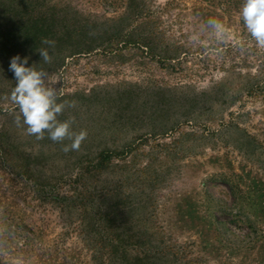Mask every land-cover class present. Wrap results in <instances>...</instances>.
<instances>
[{
    "label": "rangeland",
    "instance_id": "obj_1",
    "mask_svg": "<svg viewBox=\"0 0 264 264\" xmlns=\"http://www.w3.org/2000/svg\"><path fill=\"white\" fill-rule=\"evenodd\" d=\"M242 3L0 0V264H264V48ZM17 54L79 150L17 124Z\"/></svg>",
    "mask_w": 264,
    "mask_h": 264
},
{
    "label": "clouds",
    "instance_id": "obj_2",
    "mask_svg": "<svg viewBox=\"0 0 264 264\" xmlns=\"http://www.w3.org/2000/svg\"><path fill=\"white\" fill-rule=\"evenodd\" d=\"M239 14L250 37L258 47L264 48V0H243ZM206 27L218 43L230 38V29L219 18H209ZM43 43L48 47L38 52L43 61L48 63L51 60L49 49L54 48L55 42L46 39ZM33 65L29 66L28 56L21 57L19 54L13 56L9 63V71L16 81L11 100L18 106L22 117V122L18 118L17 124L22 123L26 126L27 134L37 139H43L47 133L53 142L71 140L70 144L64 145L65 152L79 150L87 132L81 130L76 133L72 130L71 121L58 118L68 105L66 102H58V88L49 83L48 73Z\"/></svg>",
    "mask_w": 264,
    "mask_h": 264
},
{
    "label": "trees",
    "instance_id": "obj_3",
    "mask_svg": "<svg viewBox=\"0 0 264 264\" xmlns=\"http://www.w3.org/2000/svg\"><path fill=\"white\" fill-rule=\"evenodd\" d=\"M113 253H115V250H114ZM110 264H117V263L115 261H113V262H110Z\"/></svg>",
    "mask_w": 264,
    "mask_h": 264
}]
</instances>
